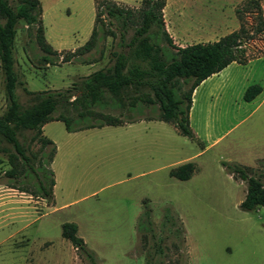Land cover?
Masks as SVG:
<instances>
[{"label":"rangeland","instance_id":"374dc122","mask_svg":"<svg viewBox=\"0 0 264 264\" xmlns=\"http://www.w3.org/2000/svg\"><path fill=\"white\" fill-rule=\"evenodd\" d=\"M39 1L46 40L56 51H75L90 39L96 0ZM113 1L133 9L142 2ZM246 1L167 0L165 22L171 31L177 24L180 32L187 33L184 41L189 45L216 42L239 29L236 8ZM260 4L264 11V0ZM117 34L71 63L51 57L55 65H48L41 60L45 54L36 43L35 30L20 21L14 42L19 102L24 106L31 102L24 89H72L92 73L110 68L113 53L121 51ZM132 34H127V41ZM249 49L263 52L264 44L252 42ZM261 61L252 65L258 80L264 79ZM6 108L0 68V115ZM96 111L118 117L123 124L69 133L64 122L53 121L43 130L56 146L51 166L56 188L50 205L6 187L9 180L3 175L10 166L7 156L0 154V264H92L62 237L67 223L77 226V235L96 264H264V207L251 212L240 208L247 184L235 180L223 165L252 168L264 182V104L222 144L193 158L195 172L186 181L170 173L178 162L200 152V145L171 124L146 119L157 116V106L131 108L126 101L124 108ZM60 114L75 116L76 110L59 107L55 116ZM34 134L24 131L19 139L37 154L40 144L32 141ZM146 209L151 210L153 235L138 230ZM166 209L176 227H162ZM177 229L184 231L185 242Z\"/></svg>","mask_w":264,"mask_h":264},{"label":"trees","instance_id":"16d2710c","mask_svg":"<svg viewBox=\"0 0 264 264\" xmlns=\"http://www.w3.org/2000/svg\"><path fill=\"white\" fill-rule=\"evenodd\" d=\"M166 3L167 0H142L141 7L133 9L120 6L113 0H96L90 39L75 51L63 54L46 40L43 8L39 0H0V68L7 100V108L0 115V154L7 156L10 166L3 175L9 180L8 187L33 198L43 199L48 205L52 204L56 181L51 165L56 155V146L52 140L43 136V128L50 122L62 121L67 132L75 133L123 124L120 118L102 114L96 111L97 108H124L126 101H129L131 108L138 104L157 106V116L146 119L171 124L179 134L194 140L190 110L196 88L232 63L247 65L252 60L264 57V51L249 49L252 42L261 40L264 44V11L260 0H248L243 7L240 5L236 8L240 21L238 30L216 42L186 47L177 46L167 30L164 17ZM20 21L28 29L35 30L36 43L45 54L41 60L48 65H55L51 57H61L62 63H71L90 54L99 41L111 36L117 37V32L121 40V51L113 53L114 63L110 68L92 73L72 89L48 92L24 89L31 97L30 104L24 106L16 94L20 81L15 70L14 54L16 30ZM130 31L133 34L127 41L126 36ZM261 92L260 86H250L244 94V100L251 102ZM67 106L76 110L75 116H55L59 107ZM24 131L35 133L32 141L40 144L41 155L32 153L25 141H20L19 135ZM223 165L235 180L247 184V194L240 208L251 212L264 207V182L261 177L254 175L255 171L249 167L233 163ZM194 172L195 165L188 162L173 169L170 174L178 180L186 181L192 178ZM168 224L176 227L170 210L166 209L161 225L167 228ZM138 230L140 233L154 234L151 210L146 209L140 216ZM77 232L75 224L67 223L62 227V237L70 241L75 249L86 254L92 264H96L93 254L88 251ZM177 232L180 240L185 242L182 236L184 231L177 229Z\"/></svg>","mask_w":264,"mask_h":264},{"label":"crops","instance_id":"0c3cea01","mask_svg":"<svg viewBox=\"0 0 264 264\" xmlns=\"http://www.w3.org/2000/svg\"><path fill=\"white\" fill-rule=\"evenodd\" d=\"M167 3L164 12L168 8ZM174 25L173 32L169 23H166L167 30L173 37L175 44L179 47L188 46L189 43L184 41L189 38L187 33L180 32L178 30L179 26ZM261 60H264V57L252 60L247 65L232 63L220 73L206 79L196 88L190 110V126L195 134V139L190 140L200 145V152H197L193 157L181 160V162H178L177 167L192 162L193 158L203 156L207 151L218 147L258 112L264 104V79L259 78L258 80L255 77L252 65ZM253 85L262 88L261 94L256 98L263 97L255 105H253L254 102L258 100L256 98L251 102L244 100L246 90ZM54 162L55 158L51 166ZM6 187L9 190L17 191L8 186ZM55 188L56 185L54 193Z\"/></svg>","mask_w":264,"mask_h":264}]
</instances>
